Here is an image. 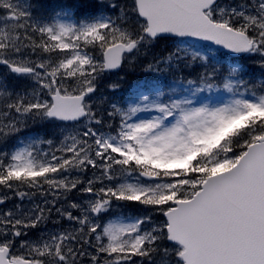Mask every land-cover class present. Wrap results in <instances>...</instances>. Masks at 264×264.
I'll return each mask as SVG.
<instances>
[{
  "label": "snow or ice",
  "instance_id": "6c2138e0",
  "mask_svg": "<svg viewBox=\"0 0 264 264\" xmlns=\"http://www.w3.org/2000/svg\"><path fill=\"white\" fill-rule=\"evenodd\" d=\"M0 264H264V0H0Z\"/></svg>",
  "mask_w": 264,
  "mask_h": 264
},
{
  "label": "trees",
  "instance_id": "16d2710c",
  "mask_svg": "<svg viewBox=\"0 0 264 264\" xmlns=\"http://www.w3.org/2000/svg\"><path fill=\"white\" fill-rule=\"evenodd\" d=\"M117 77H115V75H113L112 77H111V79H116ZM137 78H140V74L138 73V74H136V75H134V76H130V77H128V79L125 81V83H124V89L125 90H127L128 89V84L132 81V80H134V79H137ZM149 79H151V77H148ZM9 83L11 84L12 83V81H11V79L9 78ZM121 93H122V91H121ZM121 93H119V94H121Z\"/></svg>",
  "mask_w": 264,
  "mask_h": 264
}]
</instances>
